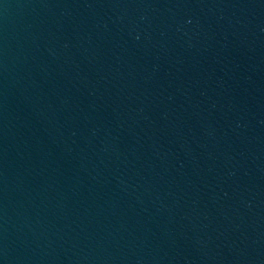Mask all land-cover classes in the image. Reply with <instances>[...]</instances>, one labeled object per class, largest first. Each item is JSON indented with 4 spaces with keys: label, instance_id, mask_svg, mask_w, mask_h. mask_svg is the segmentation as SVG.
Returning a JSON list of instances; mask_svg holds the SVG:
<instances>
[{
    "label": "water",
    "instance_id": "95a60500",
    "mask_svg": "<svg viewBox=\"0 0 264 264\" xmlns=\"http://www.w3.org/2000/svg\"><path fill=\"white\" fill-rule=\"evenodd\" d=\"M0 264H264V0H0Z\"/></svg>",
    "mask_w": 264,
    "mask_h": 264
}]
</instances>
